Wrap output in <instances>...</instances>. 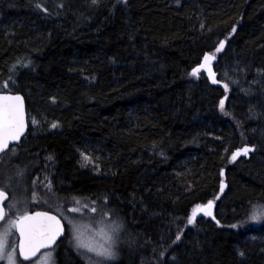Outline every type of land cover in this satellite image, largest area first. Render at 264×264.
<instances>
[{
	"label": "trees",
	"instance_id": "obj_1",
	"mask_svg": "<svg viewBox=\"0 0 264 264\" xmlns=\"http://www.w3.org/2000/svg\"><path fill=\"white\" fill-rule=\"evenodd\" d=\"M3 92L28 131L0 164L46 204L26 213L117 218L112 264H264V0H0ZM50 251L86 264L66 236Z\"/></svg>",
	"mask_w": 264,
	"mask_h": 264
},
{
	"label": "rangeland",
	"instance_id": "obj_2",
	"mask_svg": "<svg viewBox=\"0 0 264 264\" xmlns=\"http://www.w3.org/2000/svg\"><path fill=\"white\" fill-rule=\"evenodd\" d=\"M242 150L237 152H242ZM18 169L13 170L8 165V160L0 164V190L8 192L10 195L8 207L6 205L9 213L0 224V241L4 243L7 251L15 249L16 264H55L53 251H47L28 263L19 261L16 250L17 237L14 235V227H10L9 222L15 220L17 216L22 215L32 204L40 207H45L46 204L43 202L41 189H35V198L33 199V193L31 195L27 187V171L26 169ZM74 203L67 207L59 206L55 209L57 211L54 212L66 225V241L86 264H97V262L99 264H112L116 259L117 248L122 238L121 222L115 217L110 218L99 211H92L93 207L87 206L86 202ZM72 208H76L78 211H70ZM199 210L197 209V213ZM69 220L72 221L71 224ZM109 237H111V240H109ZM78 243L94 248L108 247L111 244L115 256L112 259H102L94 253L87 252L84 248H78ZM0 264H8L7 259H0Z\"/></svg>",
	"mask_w": 264,
	"mask_h": 264
},
{
	"label": "snow or ice",
	"instance_id": "obj_3",
	"mask_svg": "<svg viewBox=\"0 0 264 264\" xmlns=\"http://www.w3.org/2000/svg\"><path fill=\"white\" fill-rule=\"evenodd\" d=\"M98 0H92L93 4H96ZM126 2V0H125ZM40 7L39 4L36 5ZM235 31V28L232 30ZM223 48V41L220 42L219 47L216 48V51L219 52ZM215 57L212 55L206 54L203 58L204 63L199 65L197 68H194L191 71V75L196 77L200 73L201 69H205L208 72V75L212 77L211 67H209L210 62L214 60ZM213 83H216V80H212ZM7 87V85H4ZM227 88V85H225ZM221 109H223V100L220 102ZM32 123L35 124L36 120L33 118ZM57 125L53 124L52 127L55 128ZM25 128V114L23 108V100L18 95H0V153H3L8 149L10 141L19 140L21 134ZM10 152H14L15 149H8ZM250 149L244 148L242 152L233 153L232 159L235 160L237 156L243 154L248 155ZM81 155L85 160L88 159L83 153ZM51 159V157H49ZM223 189V184L221 185ZM50 190V183H49ZM5 193L3 190H0V199L4 198ZM35 198V193H33V199ZM77 204L80 203L79 200L76 201ZM11 207V205H10ZM213 207V202L209 201L206 206L197 205L193 209L192 215L188 219V223L191 224L194 222L197 209H200L203 212V215H211V209ZM70 211H78L76 208L70 209ZM92 211H96L95 208ZM2 218V217H0ZM253 221H260L264 218V211L253 210L251 217ZM71 224L72 221L69 220ZM218 223V222H217ZM10 227H14L20 234V243H19V255L23 257L24 260H28L31 255H34L36 250L40 247H47L53 243L58 235L63 231L60 221L56 219L55 216H49L47 213L36 212L34 215H28L26 212L22 215L16 217L15 220L9 222ZM235 227V225H233ZM78 239V238H77ZM111 240V237H109ZM180 240V235L178 234L173 244L176 241ZM78 248H84L87 252L94 253L97 257L102 259H112L115 256V253L112 251V245L109 244L108 247L94 248L92 246L78 243ZM164 253H161L163 257ZM6 258L8 264H16L15 258V249L7 251L5 245L0 241V259ZM99 264V262H97Z\"/></svg>",
	"mask_w": 264,
	"mask_h": 264
},
{
	"label": "water",
	"instance_id": "obj_4",
	"mask_svg": "<svg viewBox=\"0 0 264 264\" xmlns=\"http://www.w3.org/2000/svg\"><path fill=\"white\" fill-rule=\"evenodd\" d=\"M213 61V60H212ZM0 95H18L22 98L23 100V108H24V114H25V128H24V131L23 133L21 134L19 140H16V141H10L9 145H8V149H10L11 147L13 146H16V145H19L20 142L22 141V139L25 137L27 131H28V119H27V113H26V105H25V101H24V98L21 94H18V93H8V92H3V93H0ZM8 149H6L3 153H0V155L4 154L5 152L8 151ZM5 193V196L4 198L0 199V224L3 222V220L5 219L6 217V209H5V206H6V203L8 202L9 200V195L8 193L4 192ZM36 212H42V213H47L49 216H55L57 220L60 221V225L62 226L63 228V231L60 235H58L55 239V241L53 243H51L49 246L47 247H40L36 250L35 254L34 255H31L30 258L28 260H24L22 256L19 255V243H20V234L19 232L14 228V231H15V235L17 237V245H16V250H17V255L19 257V260L22 262V263H28V262H31L33 260H35L36 258H38L41 253L45 252V251H48V250H51L53 249L60 240H62L65 236V225L63 223V221L59 218V216H57L56 214L52 213V212H49V211H44V210H35V211H31V212H28L27 214L28 215H34Z\"/></svg>",
	"mask_w": 264,
	"mask_h": 264
},
{
	"label": "bare ground",
	"instance_id": "obj_5",
	"mask_svg": "<svg viewBox=\"0 0 264 264\" xmlns=\"http://www.w3.org/2000/svg\"><path fill=\"white\" fill-rule=\"evenodd\" d=\"M46 252V251H45ZM45 252H43V253H45ZM43 253H41V255L43 254ZM19 258V257H18Z\"/></svg>",
	"mask_w": 264,
	"mask_h": 264
}]
</instances>
